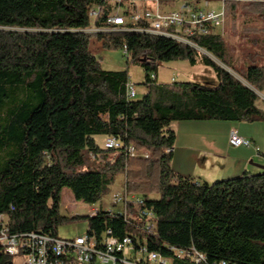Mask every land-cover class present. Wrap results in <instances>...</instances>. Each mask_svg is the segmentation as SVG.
Segmentation results:
<instances>
[{
    "label": "trees",
    "instance_id": "16d2710c",
    "mask_svg": "<svg viewBox=\"0 0 264 264\" xmlns=\"http://www.w3.org/2000/svg\"><path fill=\"white\" fill-rule=\"evenodd\" d=\"M155 1L162 8L207 2ZM112 3L124 7V0H0V216L9 233L59 238L62 223L83 219L86 234L98 242L130 237L134 251L127 259L139 264H152L142 247L161 258L155 264H196L194 255L204 257L200 264H264V170L208 184L182 177L170 165L175 123L264 122L257 106L264 66L234 72L225 42L210 26L207 35L190 39L200 51L123 31L108 20L133 7L118 14ZM93 38L102 48L125 47L143 67L147 92L140 100L126 95L127 71L101 68L89 50ZM177 60L211 68L217 85H157L150 74L156 64ZM97 136L113 138L121 148L104 149ZM131 145L147 157L128 156ZM120 173L125 193L142 201L128 206L130 215L112 203L94 217L60 215L64 189L76 202L95 205ZM142 210L153 218L140 216ZM13 260L0 246V264Z\"/></svg>",
    "mask_w": 264,
    "mask_h": 264
},
{
    "label": "built area",
    "instance_id": "2783aa9c",
    "mask_svg": "<svg viewBox=\"0 0 264 264\" xmlns=\"http://www.w3.org/2000/svg\"><path fill=\"white\" fill-rule=\"evenodd\" d=\"M182 4L177 9L162 11L160 9L143 8L141 11L132 6L129 15H117L108 20V24L118 26L123 31L149 34L172 39L179 43L188 45L195 50L200 51L194 46L190 39L194 36H205L208 34V26L218 30L222 27L224 21V10L218 13L207 9L208 3ZM91 15H95L92 13ZM95 32V31H94ZM96 32H100L97 30ZM126 55V48H122ZM126 95L130 99L136 97L133 86L126 85ZM228 144L232 148L250 147L251 143L240 138L236 133L231 132ZM104 149H119L121 144L113 138H105L103 142ZM127 155L131 158L137 156L147 157L146 154L138 150L135 145L127 148ZM111 203L121 206L125 216L128 213V206L133 205L138 208L142 206V201L134 195L116 194ZM96 210H91L90 216L94 217ZM140 216L153 218L149 211L142 210ZM110 231L106 232L109 235ZM0 246L10 256L19 258L22 264H94L99 261L102 263L111 262L112 264H139L138 259L129 261L127 258L134 251L133 240L125 237L121 241H115L108 237H103L98 242L95 236H78L72 239L53 238L49 235H40L35 233L14 235L9 233L6 221L0 216ZM140 253L145 256L147 262L155 264L162 262L161 258L155 253H147L145 248H141ZM181 255V252H178ZM121 256V257H119ZM204 257L194 255L196 264L203 263ZM225 264V263H219Z\"/></svg>",
    "mask_w": 264,
    "mask_h": 264
},
{
    "label": "rangeland",
    "instance_id": "374dc122",
    "mask_svg": "<svg viewBox=\"0 0 264 264\" xmlns=\"http://www.w3.org/2000/svg\"><path fill=\"white\" fill-rule=\"evenodd\" d=\"M130 3H134V6H136L139 11L143 8L167 11L180 7L179 4H175L171 8H162L155 0H124V7H120L119 9L118 3H112V12L118 14L123 13ZM207 3V9L213 10L216 13L220 12L222 8L224 10L223 25L217 31L226 44L228 57L234 67V72L244 71L247 66L252 64L264 66V3L236 0L227 3L221 0H207ZM200 6L202 7L203 4ZM95 48L96 40L93 38L90 41V49L94 52V56L100 63L101 68L105 71L112 72L127 71L129 83L136 92L135 100H140L147 92V88L143 85V67L138 63H134L130 56L125 55L121 49H106L102 48V46L101 49L99 48L98 50H95ZM210 59L220 65L224 70L234 75L233 70L226 68L212 57H210ZM156 65V72L151 71L150 74L156 76L157 85H168L172 82H192L210 87L217 85V80L212 69L201 64L191 66L187 61L177 60L169 63H157ZM258 96L260 100L257 106L264 109V91L262 94H258ZM204 122L192 124H194V126H204V124H206ZM206 122L210 123L212 121ZM218 122L221 124L226 123L223 121ZM215 133L221 137L223 129L216 127ZM104 138V136L95 137V143L103 147ZM124 180V174H118L115 177L114 183L109 188V192L95 205H86L81 202H76L70 190L64 189L61 192L60 215L68 219L74 216L83 218L90 216L92 209L96 211L100 209L107 210L111 206L110 203L113 196L116 194H123ZM134 196L140 198L138 195ZM151 198L157 199L158 195H153ZM116 210H118V208H116ZM86 232L87 223L83 219L75 221L68 220L58 227L57 236L62 239H72L78 236H84ZM13 264L22 263L19 258H14ZM94 264L112 263L96 261Z\"/></svg>",
    "mask_w": 264,
    "mask_h": 264
},
{
    "label": "crops",
    "instance_id": "0c3cea01",
    "mask_svg": "<svg viewBox=\"0 0 264 264\" xmlns=\"http://www.w3.org/2000/svg\"><path fill=\"white\" fill-rule=\"evenodd\" d=\"M99 48L101 43L96 40L95 50ZM89 50L94 55L90 45ZM192 123L197 122L172 125L175 141L170 165L174 173L212 184L244 174L255 175L264 170L260 168H264V122L221 124L205 121L204 126ZM216 127L223 129L221 137L215 133ZM231 132L249 141L251 146L230 147L228 140Z\"/></svg>",
    "mask_w": 264,
    "mask_h": 264
},
{
    "label": "water",
    "instance_id": "95a60500",
    "mask_svg": "<svg viewBox=\"0 0 264 264\" xmlns=\"http://www.w3.org/2000/svg\"><path fill=\"white\" fill-rule=\"evenodd\" d=\"M261 169H264V168H262V167H260Z\"/></svg>",
    "mask_w": 264,
    "mask_h": 264
}]
</instances>
